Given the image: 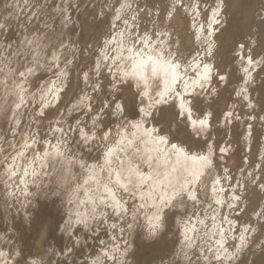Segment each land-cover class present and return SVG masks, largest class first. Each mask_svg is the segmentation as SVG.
I'll return each mask as SVG.
<instances>
[{
	"label": "bare ground",
	"instance_id": "bare-ground-1",
	"mask_svg": "<svg viewBox=\"0 0 264 264\" xmlns=\"http://www.w3.org/2000/svg\"><path fill=\"white\" fill-rule=\"evenodd\" d=\"M28 2L36 4V0H28ZM40 2L45 4L43 8L46 14L44 20L47 19L51 26L49 29L40 30L41 33L47 32L50 37V39L41 37L40 42L45 51L50 49L51 44L57 46L61 42L67 44L69 40L71 42L76 37L78 40L83 39L86 43L92 42L93 45L86 58L73 60V68L68 72V79L64 81L65 87L60 94L61 99L58 103L53 101L56 104L55 111L42 121L43 124H47L44 128L47 132L40 134L41 136L49 133L50 121L58 119L65 122V129L69 122L74 125L77 117L91 126L87 105L91 104L94 110L97 109L100 103L106 99L105 94L111 87L107 80L101 78L104 87L99 93H94L91 84L97 78L92 70L97 60L101 61L103 67L105 54L108 56L116 54L115 49L119 46L117 41L123 39L121 33L125 32V28L129 31L135 29L141 36L147 29V33L151 37V46H148L147 50L161 44L179 60L186 58L187 64L191 67L182 64L180 75H183L186 70L190 77L195 71L202 76L201 61L209 65L212 79L204 81L203 89L199 86L193 88L192 83L189 82L187 95L184 96L186 107H180V96H175L174 103L172 102L173 98L169 97L168 103L160 105H152V100L145 97L144 104H141L140 97L133 96L135 89H124L119 102L123 103L129 112L141 107L153 112L154 116L147 121L148 127L155 126L162 129L163 134L171 142L184 148L190 154L211 155L213 158L214 167L211 170V175L201 177L206 185L207 197L205 198L203 192L198 191L197 193L198 199L202 203L196 205L195 211L199 219L205 221L204 225L196 223L197 216L193 215L191 201L188 205V215H192L191 223L195 224L198 229V233H189V235L197 236L195 240L197 248L190 250V254L195 253L192 257L193 264L196 262L200 248H203L205 255L210 257L211 253L207 252V248L211 246L214 251L217 249L216 241L221 237L219 235L205 236V232L215 233L221 226L226 230V237L229 240L227 245L229 254L234 251L233 244L241 243L240 236L245 235L246 237V242L238 253L237 260L232 264H237V261L240 264H264V235L260 234L258 227L260 223H264V217L258 219L255 215L264 209V192L259 191L255 184L253 186L255 182L248 176V173H253L264 180V67L258 63L264 61V0H180V4L175 9L172 8L174 0H40ZM6 3L15 5L16 0H5L3 5H0L1 8ZM192 5H198V8ZM28 6L29 4H26L25 0H19L18 8L22 10L21 12L14 7L4 9L1 13L11 14V11L15 10L13 15L17 17L21 14L24 15ZM218 6L220 14L216 19L220 22L216 24L212 14ZM142 9L143 11H141ZM28 11L26 18L37 9L32 7ZM208 13H210V20L206 25L205 18ZM65 16L70 18L67 26L62 23ZM117 16L120 17L119 20H117ZM125 19L127 25L124 23ZM15 26L18 27V25ZM154 28L156 31L162 32V35L152 36ZM17 29L12 31L9 41L23 39L25 29ZM80 30L81 33L77 36ZM30 36L29 38H31ZM105 41L108 43L105 44ZM71 43L70 47L74 45ZM74 43L76 42L74 41ZM209 44L212 55L206 56L205 50ZM147 50H141L142 58L145 61L149 55L145 53ZM197 51L198 56L196 55ZM7 55V52H0V60H3ZM74 55L65 51V57L68 60L73 59ZM249 56L253 58L251 65L248 63ZM245 68L249 69L248 73L244 72ZM106 71L105 69V76L107 75ZM84 72H89L91 75L87 84L83 80ZM5 73H7V69H5ZM158 75L162 90L163 72L160 71ZM219 75H225L230 79L229 81H219ZM238 76H242L243 79L238 80ZM48 77H52L51 72L44 75L45 79ZM185 78L187 79V77ZM6 80V75H0V104L7 101L12 110L8 111L6 115L0 112V120L9 122L10 126L14 120L15 106L12 101L15 97L11 93L15 89V84L6 88ZM183 88L184 85L181 83L180 89ZM40 96L41 94L37 90L35 103L28 104L23 111L20 110L27 112L26 116L20 117V119L24 118L25 124L27 118H33V108L37 112L39 111ZM193 96H195V100H193ZM87 97L92 99L89 100ZM94 101L99 103L92 105ZM77 105H81L82 110L75 113L72 109ZM189 109H191L190 115ZM185 110H187L186 113ZM230 113L231 115H229ZM104 119L111 121L109 125L110 137H116L117 117L107 116ZM136 119L141 120L142 114ZM201 119L206 121L203 126L199 123ZM193 120L198 124H193ZM25 124L19 131H27L24 127ZM56 126L55 123L52 124V127ZM198 129L201 130L199 135L197 134ZM138 135L143 136L145 141V143L139 144L142 152L146 148L156 147L155 144L148 142L151 138L142 132ZM7 136L6 139H10L11 132L10 136ZM69 136L72 140H78V135L74 132L69 133ZM15 139L19 140L20 137L17 136ZM53 143H55L54 140ZM108 146L116 148V155L120 156L118 153L120 146L111 139ZM72 147L74 151L82 152L89 163L95 162L96 158L105 150L104 144L99 142L87 148L75 144ZM122 157L125 158V153L122 154ZM176 158L173 153L172 159ZM135 162L138 161L134 160ZM187 164L189 168L195 169L203 165L204 162L199 161L194 164L192 161H188ZM227 169H229L228 172H226ZM159 170H164L162 164ZM229 176L234 179L230 181L227 179ZM216 178L221 182L216 184L214 194L213 185H211L210 192L208 185ZM43 179L47 184L48 178ZM183 179L184 177H180L181 183H183ZM236 181H239V184ZM194 186L198 189L204 187L199 182H196ZM30 191L35 193L29 198L30 203L21 207L20 204L7 196L4 186L0 184V217L6 215L10 230L14 231L17 241L30 246L32 252L29 259L36 260L37 264H45L42 262L44 260H53L56 262L55 264H93L97 254L102 252L100 240L109 241L108 226L101 225L98 229V237L96 232L82 228L78 233L79 244L74 246L76 237L70 238L65 229L71 208L67 203V196L63 193L56 195L50 188L44 187L40 190L30 187ZM233 191L241 197L238 210L227 207V201L231 199ZM121 194L123 195V193ZM81 198H83L82 194ZM125 198L127 197L125 196ZM215 200L224 202L223 206H217L214 203ZM207 203H212V209H207ZM232 203L236 202L232 201ZM9 205L12 206V209L9 208L6 211V208L3 207ZM85 210L86 207L81 209V211ZM213 213H215L214 222L212 220ZM222 217L227 219L221 225ZM229 223L238 230L227 231ZM246 227H250L252 231L245 233ZM183 231L182 223H173L171 230L166 232L158 242L135 248L134 255L127 257L129 264H187L181 253V248L184 247ZM254 235L257 237L255 241L252 239ZM233 237H235L234 240ZM129 239H135V234ZM90 242L93 244L92 247ZM70 247L73 248V251L68 255L64 250ZM20 249L17 244L13 245L8 251L7 257H0V264L17 263L15 251ZM49 250H52L56 256L59 254L60 257L52 258L51 256L50 260ZM0 252H6L2 245H0ZM220 254L221 256L225 255L223 251ZM74 257L78 258L72 260ZM224 264H228V261L225 260Z\"/></svg>",
	"mask_w": 264,
	"mask_h": 264
},
{
	"label": "snow or ice",
	"instance_id": "snow-or-ice-1",
	"mask_svg": "<svg viewBox=\"0 0 264 264\" xmlns=\"http://www.w3.org/2000/svg\"><path fill=\"white\" fill-rule=\"evenodd\" d=\"M18 3L19 0H16L15 5L6 3L3 7L5 9L15 7L19 11ZM25 3L27 4L28 0H25ZM179 4L180 0H174L172 8L175 9ZM192 6L198 8V5ZM30 7H35L37 11L28 15L27 25L29 27L25 28L22 40L9 41L6 30L10 29H7L6 24L0 23V35L4 36L0 52L8 53L3 60H0V75L7 76L6 88L15 84V89L11 93L15 97L12 101L15 106L14 120L9 126L12 139H6L7 133H0V184L4 186L7 196L24 207L30 203L29 198L35 194L30 191V187L37 190L42 187L50 188L56 195L65 194L67 203L71 206L65 229L70 238L76 237L74 246L79 244L78 233L82 228L96 232L98 237V229L101 225H107L109 241L100 240L102 252L97 254L93 264H129L127 257L134 255L135 248L158 242L166 232L171 230L173 223H182L184 225V247L181 248V253L187 264H193L192 257L195 253L190 254V250L197 248L195 243L197 236L189 235V233H198V229L195 224L191 223L192 215H188V205L191 201L193 215L197 216L196 223L204 225L205 221L199 219L195 211L196 205L202 203L198 199L197 193L198 191L203 192L205 198L207 197L206 185L201 177L211 175V170L214 167L213 158L211 155L190 156L186 154L185 149L171 142L163 134L162 129L147 126L148 119L154 116L153 112L144 107L129 112L125 105L119 101L123 96L124 89H135L133 96L140 97L141 104H144L145 97L152 100V105H160L168 103L169 97L173 98L172 102L174 103L175 96H180V107L183 108L189 82L191 81L193 88L199 86L203 89L204 81L212 79L209 65L201 61L203 75L201 76L197 72L196 80H192L186 70L183 75H180L182 64L187 67H191V65L187 64L186 58L179 60L161 44L155 46L159 51L153 49L145 61L142 58L141 50H147V47L151 46V37L148 35L147 29L141 36L135 29L129 31L125 28V32L121 33L123 39L117 41L119 46L115 49L116 54L113 56L105 54L103 67L101 61L97 60L92 70L97 78L91 84L94 93H99L104 87L101 78L107 80L111 87L105 94L106 99L100 103L97 109L94 110L91 104L87 105L91 126L77 117L75 124L69 122L65 129V122L58 119L50 121L49 133L41 136L39 122L47 119L50 113L55 111L56 104L53 101L57 103L60 101V94L65 87L64 81L68 79L69 66L73 61L65 57L67 46L62 42L59 46L51 44L50 49L45 51L40 41L42 36L45 39H50L48 33H41L39 28L35 33L30 31L33 21L36 25L42 24L44 29L51 27L46 20H41L45 4L36 0V4L30 5ZM219 14L218 6L212 14L216 24L220 22L216 19ZM8 18L4 17V19ZM116 18L120 19L119 16ZM69 21L70 18L65 16L62 23L67 26ZM124 23L127 25L126 19ZM30 35L31 38H29ZM155 35H162V32H158L154 28L152 36ZM107 43L108 41H105V44ZM129 44L131 46H127ZM210 48L209 44L205 50L206 56L212 55ZM124 52L128 53L127 57L123 55ZM196 55L198 56V51ZM20 57L23 59H19ZM109 61L111 63H108ZM248 63L249 65L253 63L251 56L248 58ZM258 63L264 67V61ZM5 69H7V73H5ZM105 69L107 70L106 76ZM160 71L163 72L162 90L158 75ZM48 72H51L55 79L52 77L45 79L43 74ZM244 72L248 73L249 69L245 68ZM90 79V73L84 72L85 84ZM229 79L230 77L219 75V81H229ZM237 79H243V77L238 76ZM181 83L184 85L183 89H180ZM37 90L41 94L39 111L37 112L33 108V120L24 125L25 128H28L35 123L36 131H19L22 127L20 117L27 115L26 111L21 112L20 110L26 109L28 104L35 103ZM233 90L235 91V89ZM87 99L91 100L92 98L87 97ZM195 99L193 96V100ZM10 110L12 109L7 101L0 104V112L6 115ZM81 110V105L72 109L73 112ZM141 114L142 119L137 120L136 117ZM190 114L191 109H189ZM107 116H115L118 119L116 137H110L109 125L111 121L104 119ZM53 123L57 126L52 127ZM192 123L195 124L196 121L193 120ZM199 123L203 126L206 121L201 119ZM72 132L78 135V140L70 138L69 133ZM141 132L151 138L148 142L155 144V148H146L142 152L139 144L145 143V141L143 136L138 135ZM200 133L201 130L198 129L197 134ZM17 136L20 137L19 140L15 139ZM110 139L120 146L119 151L125 153V158L116 155V148L108 146ZM97 142L104 144L105 150L93 163H89L82 152L74 151L72 147L75 144L87 148ZM166 149H170V151ZM173 153L177 157L175 160L172 159ZM134 160L138 162L134 163ZM188 161H192L194 164L203 161L204 164L191 169L188 167ZM161 164L163 171L159 170ZM248 176L255 182V186H258V190L264 192V180L253 173H248ZM45 177L48 178L47 184L43 179ZM180 177H184L183 183H181ZM227 179L231 181L234 178L229 176ZM196 182L204 187L196 188L194 186ZM220 182L218 178L213 180V184ZM236 183L239 184V181ZM221 190L224 191V189ZM215 191L213 187L214 194ZM81 194L83 198H81ZM240 199L241 197L233 191L231 199L227 201V207L238 210ZM232 201L236 203L234 204ZM214 203L222 207L224 202L215 200ZM85 207L86 210L81 211ZM212 207V203H207V209H212ZM255 215L258 219L264 217V209ZM225 219L227 218H221V225ZM212 220L215 221V213H213ZM258 227L260 234L264 235V223H260ZM237 230L229 223L227 231ZM249 231H252L250 227L244 229L245 233ZM133 234H135V239H129ZM207 235L221 237L216 241L217 249L214 251L211 246L207 248V252L211 253L210 257L205 255L203 248H200L195 264H214V262L215 264H224L225 260L228 261V264H232L237 260V255L246 242L245 235H241V243L233 244L234 251L229 254L227 247L229 240L226 237V230L222 226L217 228L215 233L205 232V236ZM256 238L254 235L253 241ZM234 239L235 237H233ZM72 251L71 247L64 250L68 255ZM221 251L225 253L224 256H221ZM7 255V253L0 252V257H7ZM15 255L22 257V262L17 261V264H37L36 260L29 261L23 256V249L16 250ZM237 264L240 262L237 261Z\"/></svg>",
	"mask_w": 264,
	"mask_h": 264
},
{
	"label": "rangeland",
	"instance_id": "rangeland-1",
	"mask_svg": "<svg viewBox=\"0 0 264 264\" xmlns=\"http://www.w3.org/2000/svg\"><path fill=\"white\" fill-rule=\"evenodd\" d=\"M5 0H0V5H3L2 3L4 2ZM27 4H29V6H28V9H26V11H25V14L23 15V14H21V15H18L17 17H14V15H13V13L15 12V10H12L11 12V14L10 13H8V14H3V13H1V12H3L4 11V7L2 6V8H1V6H0V23H4V24H6L7 23V29H10V30H6V36H7V39L9 40V38H10V35H11V33H12V31H15L17 28L19 29V30H24L26 27H29L28 25H27V18H26V13H28L29 11L28 10H30L32 7H30V5H34V3H30V2H28ZM22 10H19V12H21ZM141 11H143V9L141 10ZM10 14V15H9ZM9 17L7 20L6 19H4V17ZM45 16H46V14H45V12L43 11L42 12V14H41V19H42V21H44V18H45ZM11 19V20H10ZM13 19V20H12ZM46 21H47V19H45ZM6 21V22H5ZM12 21H14V24H12L11 25V23H12ZM11 22V23H10ZM145 24V23H144ZM144 24H142V25H144ZM15 25H18V27L17 26H15ZM15 27V28H14ZM17 27V28H16ZM37 28H39L40 30L41 29H44L43 28V26H42V24H40V25H37L36 26V24H35V22L33 21V25L32 26H30V31L32 32V31H34V29H35V31H34V33L36 32V29ZM17 29V30H18ZM81 33V30L78 32V34H77V36L79 35ZM31 37V36H30ZM77 38V37H76ZM76 38H74V39H72V43L70 42V40H69V43H64V45H66L67 46V50H66V52L68 51V52H70V53H73V54H75L74 55V58L73 59H71V61H75V60H78L79 58H86L87 56H88V54H89V51L91 50V47L93 46L92 45V42L91 43H86L83 39H80V40H78V38L76 39ZM74 41L76 42V43H74ZM3 42H4V36L3 35H0V46H2L3 45ZM74 44V45H72V47H70L69 46V44ZM69 46V47H68ZM73 48V49H72ZM70 49V50H69ZM73 50V51H72ZM75 56H77V57H75ZM80 56V57H79ZM76 58V59H75ZM20 59H23L22 57H20ZM73 61V62H74ZM72 68H73V66L72 65H70L69 66V71L70 70H72ZM50 72H48V73H46V74H49ZM106 73H107V71H106ZM45 75V74H44ZM2 83H3V81H2ZM0 87H1V85H0ZM94 102H96V101H94ZM93 102V104L92 105H95V104H98L99 102H96V103H94ZM28 106V105H27ZM27 106H26V108H27ZM23 110H25V108H22L21 109V111H23ZM77 112H79V111H77ZM77 112H75V113H77ZM105 118V117H104ZM23 120V121H22ZM31 120H33V118H27L26 119V124H28V122L29 121H31ZM23 124H25V121H24V118H21V125L23 126ZM25 124V125H26ZM44 125V127L42 128V126ZM46 125L47 124H43V122H39V131H40V134H45L46 132H47V130L45 129L44 130V128L46 127ZM23 129V128H22ZM25 129H27V131L28 132H34V131H36V124L35 123H33L32 125H31V127H28V128H25ZM32 130V131H31ZM44 131V132H43ZM0 133H7V135H9L10 136V131H9V122H5V121H1L0 120ZM6 135V138L8 137ZM12 136V135H11ZM12 138V137H11ZM10 138V139H11ZM9 139V140H10ZM256 167H258V166H256ZM258 169V168H257ZM229 171V169H227L226 170V172H228ZM254 184L255 183H253V186H254ZM6 211L10 208V210L12 209V206L11 205H9V206H4L3 207ZM8 215H11L10 213H8ZM92 242H90V244H91ZM18 245L21 249H23V250H25L24 251V253H23V256L24 257H26L29 261H31L29 258H30V254H31V252H32V250H31V248H30V246L28 245V244H25V243H22V242H18L17 241V238H16V236H15V234H14V231L11 229L10 230V226H9V222H8V220L6 219V215L5 216H2V217H0V245H2L5 249H6V252L5 253H7L8 254V251L10 250V248L13 246V245ZM92 245L93 244H91V247H92ZM49 258H50V260H51V256H52V258H59L60 257V255L59 254H57V256L56 255H54V253L52 252V250H49ZM59 255V256H58ZM79 257V256H78ZM78 257H74V259L72 258V260H76ZM15 259H16V261H21L22 262V257H20V256H16L15 257ZM79 260V259H78ZM77 260V261H78ZM43 263H45V264H49L50 262H51V264L53 263V264H55L56 262L55 261H42ZM14 264H17V263H14Z\"/></svg>",
	"mask_w": 264,
	"mask_h": 264
}]
</instances>
